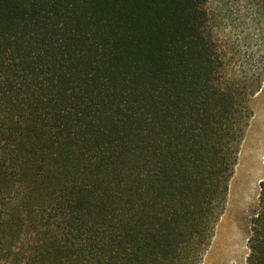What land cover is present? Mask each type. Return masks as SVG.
Segmentation results:
<instances>
[{
  "label": "trees",
  "instance_id": "16d2710c",
  "mask_svg": "<svg viewBox=\"0 0 264 264\" xmlns=\"http://www.w3.org/2000/svg\"><path fill=\"white\" fill-rule=\"evenodd\" d=\"M233 1L263 34L264 0H0V264L202 263L264 82ZM251 231L264 264V181Z\"/></svg>",
  "mask_w": 264,
  "mask_h": 264
},
{
  "label": "rangeland",
  "instance_id": "374dc122",
  "mask_svg": "<svg viewBox=\"0 0 264 264\" xmlns=\"http://www.w3.org/2000/svg\"><path fill=\"white\" fill-rule=\"evenodd\" d=\"M233 8L234 22L229 28L240 44L243 61L250 69L264 68V32L260 31L254 11L247 4L239 7L236 1ZM249 103L253 115L241 142L224 211L201 264H249L251 219L259 209L264 181V82Z\"/></svg>",
  "mask_w": 264,
  "mask_h": 264
},
{
  "label": "bare ground",
  "instance_id": "6f19581e",
  "mask_svg": "<svg viewBox=\"0 0 264 264\" xmlns=\"http://www.w3.org/2000/svg\"><path fill=\"white\" fill-rule=\"evenodd\" d=\"M237 240H238V239H237ZM226 241H227V240H226ZM230 242H231V241H230ZM232 242H233V241H232ZM227 243H228V242H227ZM227 243H226V246H228ZM229 258H230V257H229ZM236 261H237V259H236Z\"/></svg>",
  "mask_w": 264,
  "mask_h": 264
}]
</instances>
